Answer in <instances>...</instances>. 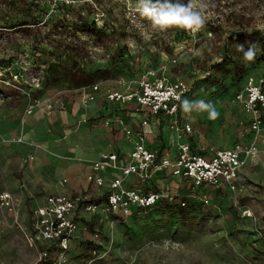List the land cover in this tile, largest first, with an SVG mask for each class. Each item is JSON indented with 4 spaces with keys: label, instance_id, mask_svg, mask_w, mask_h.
Listing matches in <instances>:
<instances>
[{
    "label": "rangeland",
    "instance_id": "obj_1",
    "mask_svg": "<svg viewBox=\"0 0 264 264\" xmlns=\"http://www.w3.org/2000/svg\"><path fill=\"white\" fill-rule=\"evenodd\" d=\"M211 2L204 27L192 33L156 31L135 11L137 0H0V191L12 197L0 206V264L36 263L27 205L58 178H76L57 175V161L65 171L75 161L84 168L103 147L119 148L115 132L78 105L84 85L98 83L97 96L105 97L163 65L170 80L188 87L182 101H210L219 115L180 105L186 134L171 130L167 117H152L149 146L160 148L158 134L168 149L170 138L207 151L252 142L245 87L249 77L264 79V0ZM251 43L256 58L249 62L237 45ZM256 114L263 119L264 107ZM254 144L231 183L190 190L180 183L168 189L177 193L172 201L132 207L126 217L82 211L67 264H264V134ZM68 181L64 189H73ZM108 236L109 251L92 253L86 241Z\"/></svg>",
    "mask_w": 264,
    "mask_h": 264
},
{
    "label": "built area",
    "instance_id": "obj_2",
    "mask_svg": "<svg viewBox=\"0 0 264 264\" xmlns=\"http://www.w3.org/2000/svg\"><path fill=\"white\" fill-rule=\"evenodd\" d=\"M164 68L161 65L156 70H145L140 73L134 86L128 85L122 92L106 93L105 99L110 102H134L143 111L140 125L133 137L122 119L118 120L126 138L132 141V149L129 153H102L90 163L86 180L96 190L103 188V191H99V199L93 198L88 191H82L73 195L46 194L40 201H35L29 213L31 228L28 235L30 244L37 248L35 264L68 263L67 253L74 248L72 241L75 240V245L78 242L74 233L78 231L77 220L80 219L82 211L92 214L112 213L126 217L131 214L132 207L146 210L161 199L172 201L176 192L153 190L148 187L147 184L154 173L180 175L188 180L191 189L204 185L215 186L220 182L231 183L236 179L240 167L245 164L246 157L256 153L254 140L258 135L264 134V118L261 119L256 114L264 107V79L253 77H249L244 99L246 111L254 113L250 121L253 140L248 145L236 143L230 147L211 148L209 151L198 150L187 138L177 141L173 158L159 155L157 149L148 148L146 140L151 117H167L166 124L173 131L180 130L183 134L191 131L188 122L178 120L182 97L188 87L183 81L170 80ZM98 91V83L80 87L79 101L87 105L97 98ZM46 107L48 110L52 109L49 102ZM104 122L110 126L111 117H104ZM106 169L118 170L120 174L112 175L108 184L104 185L102 172ZM129 175L134 176L135 180L127 185L124 180ZM11 201L9 192L0 191V206H10ZM181 204H184V201ZM106 238L103 241L99 238L91 239L96 244L92 245L91 252L95 253L99 247L104 246L106 249L103 254L108 252L112 245V236ZM82 262L87 263L86 260Z\"/></svg>",
    "mask_w": 264,
    "mask_h": 264
},
{
    "label": "crops",
    "instance_id": "obj_3",
    "mask_svg": "<svg viewBox=\"0 0 264 264\" xmlns=\"http://www.w3.org/2000/svg\"><path fill=\"white\" fill-rule=\"evenodd\" d=\"M78 105L83 108H90L92 111V116L103 123L104 121V117L110 116L111 120H112V124L108 125V129L111 131L115 132L116 138H118V144H119V148H110V149H106L105 147H103L99 152H96V158L92 159L90 162H88L84 168H82V165L80 162L75 161V162H71L72 164H74L72 167H70V169L66 168V171L63 170V166L65 164L61 163V161H57L58 163V167L59 169H56L55 171L57 172V175H60L64 172H66V174H68V176L71 173H75V179H73V181L71 182V177L69 179L62 176L61 178H58L57 183L58 185H55L52 190H50L51 192H47L43 195L34 197L30 200V204H28L27 206V210H28V215L30 213V209L34 206L35 201H40L44 195L46 194H57V193H65L68 195H73L75 193L78 192H82V191H88L93 195V198L95 199H99L100 196V192L99 191H103V188L100 190H96L93 188L92 184L90 182H88L86 180V174L89 171V167H90V163L96 159H98L100 157V155L102 153H108L111 151H116L118 153H129L132 149V141L130 139L126 138L125 133H123V130L121 129V125L119 124L118 120L122 119V121L124 122V124L126 125L127 129L130 130V136L133 137L135 131L138 129L141 119L143 117V111L140 110L138 108V106L136 105V103L134 102H129V103H121V105H116L113 104V102L108 101L107 99H105V97H101V95H98L97 98L94 101L89 102L87 105H83L81 104V102L79 100H77ZM123 105H125V107L123 108ZM117 106H121L122 110L121 113H115L114 107L116 109ZM124 109V110H123ZM152 118V117H151ZM161 118H165L164 116H161ZM165 126V125H164ZM153 125H149L148 127V135H147V139L149 140V138L151 137V130L153 129ZM94 136V135H93ZM160 136V137H158ZM157 138L155 139L156 142H158L157 144L160 146L159 149H157L159 151V155H168L170 158L174 157V153L175 151H172L171 148L176 146V141H171L173 140L172 138H170L169 143H171L172 145L170 146V149L167 148L166 145V139L164 138L163 135L158 134ZM96 137V142L98 143L100 141V136H95ZM95 139V138H94ZM146 146L148 148H152L151 146L148 145V142L146 143ZM98 154V155H97ZM80 161V160H79ZM70 170V173H69ZM119 171L118 170H113V169H106L102 172V176H103V183L104 185H107L109 182V179L112 175H119ZM70 180L71 183V188L73 189H64L65 187V183ZM135 177L132 175H129L125 178L124 182L127 185H130L134 182ZM167 181V182H166ZM69 182V181H68ZM168 183V185H167ZM184 186L187 185L188 189V180L185 179L184 177L180 176V175H172V174H166L164 172H157L154 173L151 181L147 184L148 187L150 189L153 190H168V189H176L179 188V186ZM60 186V187H59ZM63 188V189H61ZM70 188V187H69ZM190 190V189H189ZM63 191H68V192H63ZM70 191V192H69Z\"/></svg>",
    "mask_w": 264,
    "mask_h": 264
},
{
    "label": "clouds",
    "instance_id": "obj_4",
    "mask_svg": "<svg viewBox=\"0 0 264 264\" xmlns=\"http://www.w3.org/2000/svg\"><path fill=\"white\" fill-rule=\"evenodd\" d=\"M210 7H214L211 0H137L135 11L140 17L151 21V26L156 31L165 32L170 28L182 29L192 33L198 32L204 27L207 21V12ZM243 52L246 61H254L256 58V43H251L247 50L243 45H237ZM182 110L190 113L193 110H205L209 119L218 117L215 105L208 101L183 100Z\"/></svg>",
    "mask_w": 264,
    "mask_h": 264
},
{
    "label": "trees",
    "instance_id": "obj_5",
    "mask_svg": "<svg viewBox=\"0 0 264 264\" xmlns=\"http://www.w3.org/2000/svg\"><path fill=\"white\" fill-rule=\"evenodd\" d=\"M77 241H78V240H77ZM78 243H79V241L77 242V245H78ZM86 243H87V245H96V244H94V242L91 241V240L86 241Z\"/></svg>",
    "mask_w": 264,
    "mask_h": 264
}]
</instances>
